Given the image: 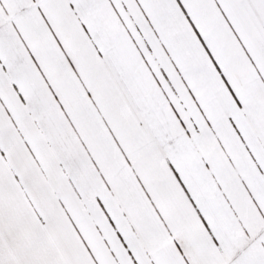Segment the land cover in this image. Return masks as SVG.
<instances>
[{
    "label": "snow or ice",
    "instance_id": "1",
    "mask_svg": "<svg viewBox=\"0 0 264 264\" xmlns=\"http://www.w3.org/2000/svg\"><path fill=\"white\" fill-rule=\"evenodd\" d=\"M0 264H264V0H0Z\"/></svg>",
    "mask_w": 264,
    "mask_h": 264
}]
</instances>
